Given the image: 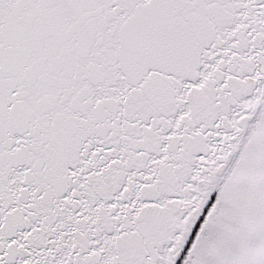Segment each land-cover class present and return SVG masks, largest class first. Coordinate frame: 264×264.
<instances>
[{"label":"snow or ice","instance_id":"obj_1","mask_svg":"<svg viewBox=\"0 0 264 264\" xmlns=\"http://www.w3.org/2000/svg\"><path fill=\"white\" fill-rule=\"evenodd\" d=\"M0 264H264V0H0Z\"/></svg>","mask_w":264,"mask_h":264}]
</instances>
